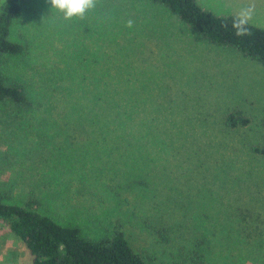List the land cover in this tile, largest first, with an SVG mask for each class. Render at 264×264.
Returning <instances> with one entry per match:
<instances>
[{
    "label": "rangeland",
    "instance_id": "obj_1",
    "mask_svg": "<svg viewBox=\"0 0 264 264\" xmlns=\"http://www.w3.org/2000/svg\"><path fill=\"white\" fill-rule=\"evenodd\" d=\"M197 1L264 28V0ZM9 40L23 51L0 74L31 106L0 102L5 204L36 201L84 239L118 230L146 264H264L262 66L149 0L67 19L27 0ZM0 264H31L1 221Z\"/></svg>",
    "mask_w": 264,
    "mask_h": 264
},
{
    "label": "trees",
    "instance_id": "obj_2",
    "mask_svg": "<svg viewBox=\"0 0 264 264\" xmlns=\"http://www.w3.org/2000/svg\"><path fill=\"white\" fill-rule=\"evenodd\" d=\"M162 6L210 44L231 48L264 68V28L246 23L247 33L237 36L232 27L238 17L218 16L202 8L197 0H149ZM27 0H0V56L17 55L23 51L20 44L9 40L12 22L20 15ZM11 102L17 107L31 106L23 87L6 84L0 74V102ZM226 127L235 129L248 124V119L230 113L224 117ZM251 151L264 158V146ZM38 203L30 201L26 207L5 204L0 195V221L21 241L31 257V264H146L136 254L118 230L99 240L84 239L77 227L56 223L49 216L36 211Z\"/></svg>",
    "mask_w": 264,
    "mask_h": 264
},
{
    "label": "clouds",
    "instance_id": "obj_3",
    "mask_svg": "<svg viewBox=\"0 0 264 264\" xmlns=\"http://www.w3.org/2000/svg\"><path fill=\"white\" fill-rule=\"evenodd\" d=\"M46 2L50 4L51 8L63 13L66 19L74 16L83 17L85 12L95 4V0H46ZM248 19H250V15L245 12L241 13V16L233 22L232 27L236 30L237 36L248 34L244 27ZM129 26H131V21H129Z\"/></svg>",
    "mask_w": 264,
    "mask_h": 264
}]
</instances>
